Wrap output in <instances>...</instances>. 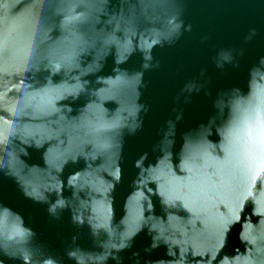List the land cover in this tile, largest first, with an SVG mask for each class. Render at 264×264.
Masks as SVG:
<instances>
[{
    "label": "water",
    "instance_id": "1",
    "mask_svg": "<svg viewBox=\"0 0 264 264\" xmlns=\"http://www.w3.org/2000/svg\"><path fill=\"white\" fill-rule=\"evenodd\" d=\"M0 264H264V0H0Z\"/></svg>",
    "mask_w": 264,
    "mask_h": 264
}]
</instances>
